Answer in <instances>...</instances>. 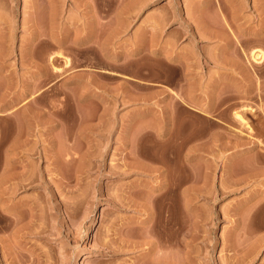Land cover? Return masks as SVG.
I'll list each match as a JSON object with an SVG mask.
<instances>
[{"label": "rangeland", "instance_id": "374dc122", "mask_svg": "<svg viewBox=\"0 0 264 264\" xmlns=\"http://www.w3.org/2000/svg\"><path fill=\"white\" fill-rule=\"evenodd\" d=\"M50 1L0 0V264H264V0ZM184 43L239 139L181 140L182 106L132 134L122 108L178 81Z\"/></svg>", "mask_w": 264, "mask_h": 264}, {"label": "crops", "instance_id": "0c3cea01", "mask_svg": "<svg viewBox=\"0 0 264 264\" xmlns=\"http://www.w3.org/2000/svg\"><path fill=\"white\" fill-rule=\"evenodd\" d=\"M141 51L149 55L156 56L159 62L166 63L170 61L166 57L167 48L161 45L159 48L144 45L140 47ZM189 47L186 43L180 48V53L177 65L179 71V79L177 82H170L167 75L162 72L161 80L150 81L146 80L145 88L137 94L138 104L125 106L122 108L123 113L131 114L135 119L131 127V132L134 134L141 131L148 125H162L167 127L176 125L175 111L177 106H182L192 113L200 117L199 123H182L186 128L191 127L194 132L189 130V133H184V138L181 140L191 141L196 143L219 142L225 137L239 139L241 136L238 131L230 129L234 124L233 118H225L221 112L225 106L220 107L225 102L224 84L215 83V75L210 70L203 56L201 62L187 52ZM222 53L223 50L220 49ZM139 54V53H138ZM138 54H133L132 57ZM220 56L222 54H219ZM174 57V56H170ZM123 53H117L116 61L125 59ZM166 61V62H165ZM170 66V65H168ZM152 68L147 67V72L150 73ZM103 71V70H102ZM114 74H121L117 71L107 70ZM133 78L141 76L129 75ZM151 78V77H148ZM6 102V100H4ZM142 101V102H139ZM156 101L158 103H156ZM146 107H143L142 104ZM159 104V106L157 105ZM144 108V109H143ZM138 111V112H137ZM137 112V113H136ZM225 113V112H224ZM239 144V142H235ZM204 147V146H203Z\"/></svg>", "mask_w": 264, "mask_h": 264}, {"label": "bare ground", "instance_id": "6f19581e", "mask_svg": "<svg viewBox=\"0 0 264 264\" xmlns=\"http://www.w3.org/2000/svg\"><path fill=\"white\" fill-rule=\"evenodd\" d=\"M9 3L10 2H12V1H15V0H7ZM17 1V0H16ZM35 0H33V2H34ZM53 0H51L48 4H49V10H50V12H51V14L52 15H54V13L56 12V10H55V8H56V6L53 4V2H52ZM57 2V1H56ZM55 2V3H56ZM59 2V1H58ZM17 3V2H16ZM12 4V3H11ZM34 4H36V3H33V6H34ZM14 7H15V5H13ZM36 6V5H35ZM34 6V7H35ZM89 6L90 7H92V8H95V6H96V4H93V3H90L89 4ZM254 6V5H253ZM47 7V8H48ZM96 7H100V6H98V4H97V6ZM36 9H37V6L35 7ZM34 8V9H35ZM58 10V9H57ZM185 10H186V8H185ZM35 11V10H34ZM50 14V13H49ZM56 16V15H55ZM54 16V17H55ZM200 18V17H199ZM51 20V19H50ZM200 20L206 25V24H208V22H206V20H204L203 18H200ZM216 22V21H215ZM221 22V21H220ZM2 23V22H1ZM0 23V24H1ZM219 23V22H218ZM208 26V25H207ZM207 31V30H206ZM225 30H223V32H224ZM209 32L210 33H212L210 30H209ZM223 32H222V34H217V32H215L216 34H214V36H216L217 38H220V39H222V40H225V41H228V40H231L233 37L231 36V35H228V34H223ZM218 33H221V31H219ZM205 34H208L209 35V33H205ZM204 34V35H205ZM212 34V35H213ZM207 35V36H208ZM211 35V34H210ZM258 35V34H257ZM203 36V35H202ZM204 37V36H203ZM60 53V52H59ZM61 55V54H60ZM59 55V56H60ZM62 56V55H61ZM250 56H251V59L252 60H254L255 62H261L263 59H264V48L263 47H261V46H256V47H252V49H251V51H250ZM51 57H52V59H53V57H54V55H51ZM50 57V58H51ZM66 58H68L67 56H66ZM65 58V59H66ZM69 59V58H68ZM67 62L69 61V60H66ZM54 68H57V66L55 67L54 66ZM236 117L237 118H239V120H241L244 124H246V126L249 128V129H251L252 128V126L249 124V122H247L248 120L245 118V116L243 115V113L241 112V111H237L236 112ZM166 261V260H165ZM163 262V261H162ZM174 262V261H173ZM158 263V262H157ZM160 263V262H159ZM165 263V262H164ZM175 264V263H174Z\"/></svg>", "mask_w": 264, "mask_h": 264}]
</instances>
